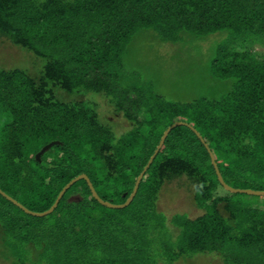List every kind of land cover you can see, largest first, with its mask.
<instances>
[{
    "label": "trees",
    "instance_id": "obj_1",
    "mask_svg": "<svg viewBox=\"0 0 264 264\" xmlns=\"http://www.w3.org/2000/svg\"><path fill=\"white\" fill-rule=\"evenodd\" d=\"M116 18L120 26L112 27ZM238 18L253 30L262 25L264 34V0H0V44L17 52L13 65L0 64V189L41 213L86 174L101 199L124 203L165 130L183 121L201 134L228 185L264 191V65L221 66L229 52L220 42L208 67L232 87L219 99L192 101L168 99L155 91L150 72L140 79L130 71L151 84L145 121L134 116L137 102L117 97L115 83L124 78L108 67H125L140 32L177 42L181 33L234 32ZM107 105L134 123L111 140L100 125ZM51 141L57 143L38 160ZM181 179L199 214L169 220L158 202ZM219 186L204 143L191 128L176 126L127 207L100 204L84 179L45 216L0 194L1 264H179L234 249L264 256V196L221 194ZM228 257L220 259L257 264L253 256L235 263Z\"/></svg>",
    "mask_w": 264,
    "mask_h": 264
},
{
    "label": "rangeland",
    "instance_id": "obj_2",
    "mask_svg": "<svg viewBox=\"0 0 264 264\" xmlns=\"http://www.w3.org/2000/svg\"><path fill=\"white\" fill-rule=\"evenodd\" d=\"M122 12L123 10L121 9L119 12L120 18H122ZM227 18L229 22L230 18ZM238 19L241 20H239L240 22L238 21L239 25L234 32L222 30L202 37H192L186 33H181L177 42H161L156 34L152 32L138 33L128 46L129 55L125 62V67H119L116 62L108 66L111 72H119L121 77L124 78L119 79L115 83V87L119 90L117 97L126 104L137 102L138 105L133 110L134 116L140 121L149 120V107L153 104V100L147 90H149L151 84L146 80L140 81L138 74H130V71H133V73H140V79H144V75L150 72L152 79H156L157 89L155 88V91L171 100L192 101L203 96L210 100L219 99L232 87L230 80L219 81L213 78L208 67V63L215 56V48L220 42H225L229 52L221 66L228 68L231 63L245 66L251 63L257 66L264 65V34L262 25L259 28L260 31L253 30L249 26L248 28L242 25L244 22L242 18ZM116 21H120V19L116 18L110 21L112 27H117L118 22L116 23ZM120 23H118V26H120ZM99 50L102 51L103 49L100 47ZM16 55L17 52L6 47V45L0 44V64L5 66L13 65L16 62ZM85 63L88 65V62H84L83 64H78V66H87ZM90 75L92 76L93 73L90 72ZM124 84L127 85L124 86ZM134 85H138L139 89L133 88ZM100 121V125H106L109 132L103 138L107 136L110 140L112 137L114 139L129 131L134 124L128 121L122 112L111 111L109 105L103 109ZM184 123L190 125L188 122ZM190 126L187 127L190 128ZM185 185V179L170 183L167 186L168 191L163 192V197L158 202V209L169 220H172L176 214L185 212H189L192 217L199 214V209L195 203H192L193 200L189 196ZM188 188L191 190L192 186ZM218 191L223 194L228 190L222 186ZM71 199L80 200L77 195L72 196ZM262 201L263 199H258V203ZM116 205L119 204L116 203ZM128 225L134 226L132 222L128 223ZM170 227L172 231L176 232L174 226L171 225ZM223 252L225 255L222 254L215 257L208 255L206 256L207 260L204 257L201 260L188 262L186 261L187 259H183V262L179 264H224L220 259L224 256H229L233 259V263L238 261L248 262L249 257L253 256L257 264H264L263 255L259 256L252 252L248 253L241 250L236 252V249L232 252L225 250ZM1 262L0 260V264Z\"/></svg>",
    "mask_w": 264,
    "mask_h": 264
},
{
    "label": "water",
    "instance_id": "obj_3",
    "mask_svg": "<svg viewBox=\"0 0 264 264\" xmlns=\"http://www.w3.org/2000/svg\"><path fill=\"white\" fill-rule=\"evenodd\" d=\"M179 125H185V126H190L184 122H175L174 124H172L171 126H169L165 132L163 133L162 137H161V140L154 152V154L151 156L150 160L148 161V164L145 166L144 170L142 171V173L139 175V177L137 178L136 180V183H135V186H134V189H133V192L130 194V196L128 197V199L126 200V202L124 204H119V205H116V204H113L109 201H105L103 199H101L99 197V195L97 194L95 188L93 187V184L92 182L90 181L89 177L86 175V174H81L79 176H77L76 178H74L73 180H71L63 189L62 191L59 193L55 203L53 204V206L45 211V212H33V211H30L28 210L27 208H25L21 203L17 202L15 199L11 198L9 195H7L6 193H4L1 189H0V194L2 196H4L5 198H7L8 200H10L13 204H15L16 206H18L19 208H21L22 210H24L26 213H29V214H32V215H35V216H45L49 213H51L53 211V209L56 207L57 203L59 202V200L61 199L62 195L64 194V192L66 191V189H68L74 182H76L77 180L79 179H84L89 188H90V191H91V194L92 196L94 197V199H96L100 204L106 206V207H109V208H121V207H125L127 206L134 198L137 190H138V186L140 184V181L144 175V173L146 172L147 168L149 167V165L152 163L154 157L156 156V154L158 153V151L160 150V148L162 147L167 135L169 134V132L176 126H179ZM190 128L195 132V134L197 135V137L201 140L202 143H204L209 155H210V159H211V163L215 169V172H216V175H217V178H218V181L219 183L226 189L228 190L229 192H232V193H237V192H240V193H247V194H251V195H256V196H264V191L262 190H252V189H238V188H234L230 185H228L222 175H221V172L219 170V167L215 161V158H214V155H213V152L211 151L210 147L205 143L203 137L201 136V134L196 130L194 129L192 126H190ZM57 142L54 141V142H51L50 144H47L46 146H44L40 151L39 153L36 155V158L39 160L41 155L46 151L48 150L52 145L56 144Z\"/></svg>",
    "mask_w": 264,
    "mask_h": 264
}]
</instances>
